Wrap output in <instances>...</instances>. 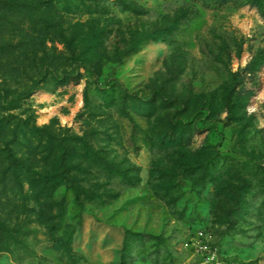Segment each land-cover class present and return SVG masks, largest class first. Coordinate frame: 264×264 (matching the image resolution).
Here are the masks:
<instances>
[{"label":"rangeland","instance_id":"obj_1","mask_svg":"<svg viewBox=\"0 0 264 264\" xmlns=\"http://www.w3.org/2000/svg\"><path fill=\"white\" fill-rule=\"evenodd\" d=\"M1 118L92 187L0 193V264H264V0H0Z\"/></svg>","mask_w":264,"mask_h":264},{"label":"trees","instance_id":"obj_2","mask_svg":"<svg viewBox=\"0 0 264 264\" xmlns=\"http://www.w3.org/2000/svg\"><path fill=\"white\" fill-rule=\"evenodd\" d=\"M16 101V100H15ZM13 101H9L8 98H2V108L3 109H13ZM21 130L17 128L16 130H11L10 119L1 118L0 119V193L7 194L9 191L15 189L24 194L26 186L29 193H36L34 197L36 204H40L43 207H47L49 210L52 209L51 206H54L53 195L56 190L62 185V181L65 183H70L76 186L77 199L79 201L81 194L87 196L89 192H82L79 189L80 183L91 186V181L87 178V174L84 173L82 178L83 180H78L79 178H70L68 175L64 176L58 171L61 169L66 162L67 153L63 150V145L65 142L69 141L68 138L63 137L59 138L54 134H47V136L40 135V133L34 132L33 137H40V145L37 148L43 147L41 153L46 154V159L52 161L56 170L52 173H44V171L39 172L36 170L35 166L31 163V159L21 158L13 150L12 139L18 141ZM46 135V134H45ZM11 137V139L9 138ZM46 139L43 141L44 138ZM24 137H27L26 140H30L26 134ZM36 148V151L38 150ZM35 151V154L37 152ZM73 157V156H72ZM75 157V156H74ZM63 169V168H62ZM89 196V195H88ZM23 202H28L25 198Z\"/></svg>","mask_w":264,"mask_h":264}]
</instances>
